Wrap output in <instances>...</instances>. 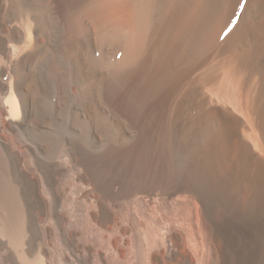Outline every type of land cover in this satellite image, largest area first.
Returning <instances> with one entry per match:
<instances>
[{
    "label": "bare ground",
    "instance_id": "obj_1",
    "mask_svg": "<svg viewBox=\"0 0 264 264\" xmlns=\"http://www.w3.org/2000/svg\"><path fill=\"white\" fill-rule=\"evenodd\" d=\"M0 221L3 264H264V0H0Z\"/></svg>",
    "mask_w": 264,
    "mask_h": 264
},
{
    "label": "rangeland",
    "instance_id": "obj_2",
    "mask_svg": "<svg viewBox=\"0 0 264 264\" xmlns=\"http://www.w3.org/2000/svg\"><path fill=\"white\" fill-rule=\"evenodd\" d=\"M26 130V128L24 129ZM23 141H27L28 138L26 136H24L22 138ZM29 143V141H27ZM0 239H2L4 245H6V249H0V264H3L5 261V256H6V252L8 251V249H14V247L16 246V236L13 234H9L4 230V225L3 223L0 221Z\"/></svg>",
    "mask_w": 264,
    "mask_h": 264
}]
</instances>
